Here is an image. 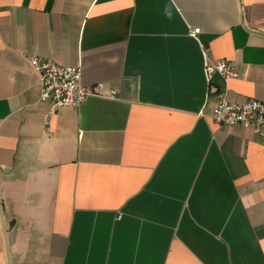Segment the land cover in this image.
I'll use <instances>...</instances> for the list:
<instances>
[{"label":"crops","instance_id":"1","mask_svg":"<svg viewBox=\"0 0 264 264\" xmlns=\"http://www.w3.org/2000/svg\"><path fill=\"white\" fill-rule=\"evenodd\" d=\"M31 57L115 96L50 113ZM223 97L264 104V0H0V264H264V139Z\"/></svg>","mask_w":264,"mask_h":264},{"label":"built area","instance_id":"2","mask_svg":"<svg viewBox=\"0 0 264 264\" xmlns=\"http://www.w3.org/2000/svg\"><path fill=\"white\" fill-rule=\"evenodd\" d=\"M199 29L191 31L196 37ZM29 65L36 72L39 86V101L50 105V113L58 108L79 107L88 97L113 98L114 91L106 92L102 84L86 87L82 83V71L79 67L64 66L39 57L28 58ZM207 80L213 74L222 76L223 81L237 76L233 66L225 61L204 62L203 68ZM211 108L208 117L219 127L240 126L250 130L255 136L264 139V104L258 100H247L243 104L221 98Z\"/></svg>","mask_w":264,"mask_h":264}]
</instances>
